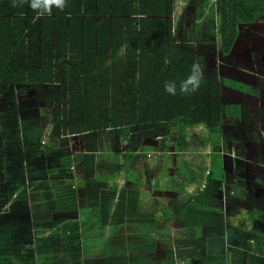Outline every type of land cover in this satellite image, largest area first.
<instances>
[{
	"label": "crops",
	"instance_id": "obj_1",
	"mask_svg": "<svg viewBox=\"0 0 264 264\" xmlns=\"http://www.w3.org/2000/svg\"><path fill=\"white\" fill-rule=\"evenodd\" d=\"M192 1L196 20H209L193 35L205 65L200 121L142 124L134 139L109 126L70 135L71 146L40 142L18 114L5 126L0 112V264H264V20L256 35L239 24L223 54L218 0ZM196 102L189 118H200ZM106 191L124 193L123 222L103 224ZM142 197L160 211L138 213Z\"/></svg>",
	"mask_w": 264,
	"mask_h": 264
},
{
	"label": "trees",
	"instance_id": "obj_2",
	"mask_svg": "<svg viewBox=\"0 0 264 264\" xmlns=\"http://www.w3.org/2000/svg\"><path fill=\"white\" fill-rule=\"evenodd\" d=\"M174 3L67 0L63 11L53 8L51 15L37 18L28 4L19 5L17 0L13 7L12 0H0V96L11 82L39 85L64 81L69 93L59 98L58 107L48 117L50 134L60 141H67L71 134L100 133L109 126L112 134L134 139L142 124L163 121L181 131L200 121L203 80L191 94L173 96L164 88L170 80L179 85L195 60L192 46L175 43ZM218 11L220 51L230 54L237 26L264 20V0H218ZM37 36L40 50L35 59L39 64L33 66L24 56H31L26 41ZM56 49L65 56L72 54L69 64L55 65L60 59L54 54ZM210 92L214 96L215 87H210ZM194 102L200 106V118L196 119L189 118ZM91 135L87 134L88 157L96 150ZM125 198L124 193H103V224L123 222Z\"/></svg>",
	"mask_w": 264,
	"mask_h": 264
},
{
	"label": "rangeland",
	"instance_id": "obj_3",
	"mask_svg": "<svg viewBox=\"0 0 264 264\" xmlns=\"http://www.w3.org/2000/svg\"><path fill=\"white\" fill-rule=\"evenodd\" d=\"M199 1V0H194ZM212 1V0H211ZM175 2V9H174V24H175V35L178 40L184 39H193L195 40L193 43L190 42H184L185 44H188L190 46H196L197 39L193 38V35L198 32V28H205L209 25V20L203 18H200L196 20L198 17V14L194 13V11H189L188 5H193L192 0H174ZM217 7V6H216ZM202 14V13H201ZM53 17H58L56 14L53 15ZM250 27V26H249ZM246 28L243 30L242 35L245 33H251L257 32L259 28L257 29V26L255 24L251 25L250 28ZM177 31V32H176ZM207 33H209V30H205ZM61 34V33H60ZM240 35V36H242ZM256 35V33H254ZM202 36V34L200 35ZM199 36V37H200ZM40 36H37L36 38L28 39L26 42V50L28 53V49H31V56H24V60L26 62L30 61L33 66L37 65L38 59H35V56H38L37 53H39L40 47L39 42ZM55 42L58 41V38L55 37ZM194 44V45H193ZM55 56L60 58L59 60L55 61V65H65L66 63L69 64L72 60L73 56L69 54V56H65V54L60 50L56 49L54 52ZM55 57V59H56ZM248 60H251V58L247 57ZM252 61V60H251ZM24 63V62H23ZM251 65V64H248ZM15 83H9L2 91V95L0 96V112H2V123L5 126H11L15 127V124L18 125L16 122V118H14V115L18 114L20 122H22L21 126L24 125H31L29 128V132H32V136L38 138L41 133H44L43 139L40 140V142L48 143L49 140V132L52 129V125L48 123V117L50 113L53 111V109H56L58 107L59 98L62 97L64 93H69V90L67 89V85H65L64 81L51 83V84H39V85H19ZM45 120V121H44ZM32 122V124L30 123ZM42 126V127H41ZM33 129H32V128ZM45 127V129H44ZM106 134V132H104ZM102 133H99L101 135ZM105 134H103L105 136ZM185 134V133H184ZM46 135V137H45ZM72 137L70 139L73 141H77L78 138L84 140L86 133L80 134L75 136L74 134H71ZM93 135H97L96 132H93ZM210 135H212L210 133ZM82 136V137H81ZM160 139V136H157ZM69 138V137H68ZM84 138V139H83ZM34 139V138H33ZM66 142V144H70L71 146L77 144L72 141ZM159 143L161 141H158ZM56 146H58L56 149L54 148V153L57 151V149L63 148L61 144L55 143ZM55 145H53L55 147ZM61 145V146H59ZM46 148V147H44ZM66 154L67 159L73 157L71 154V147L67 146L66 148ZM45 157L53 158L52 154L43 153ZM106 169H111V165H107L105 167ZM80 178V177H77ZM159 181H163V177L159 178ZM158 184L156 185V187ZM164 191L166 190V186L164 185ZM139 211L142 213L151 210L154 206L153 202H147L146 198L140 199V205H139ZM154 213L157 212V210L160 211L161 207L154 206Z\"/></svg>",
	"mask_w": 264,
	"mask_h": 264
},
{
	"label": "clouds",
	"instance_id": "obj_4",
	"mask_svg": "<svg viewBox=\"0 0 264 264\" xmlns=\"http://www.w3.org/2000/svg\"><path fill=\"white\" fill-rule=\"evenodd\" d=\"M12 3L13 7L17 6V0H12ZM23 4H28V6L37 13V18H39L40 16L51 15L53 8L63 11L67 7V0H19V5ZM175 43L179 45L183 44V42L178 41ZM204 67L205 65L202 63V58L195 57L187 77L181 80L179 85H177L174 80L166 81L164 85L165 91L173 96L178 93L181 95L195 93L201 86ZM50 136L51 134L49 132V137ZM117 199L118 197L116 200Z\"/></svg>",
	"mask_w": 264,
	"mask_h": 264
},
{
	"label": "built area",
	"instance_id": "obj_5",
	"mask_svg": "<svg viewBox=\"0 0 264 264\" xmlns=\"http://www.w3.org/2000/svg\"><path fill=\"white\" fill-rule=\"evenodd\" d=\"M213 1H215V0H213ZM174 5H175V3H174ZM171 18H172V20H173V27H172V33H173V35H175V24H174V14L171 16ZM116 201H118V199L116 200Z\"/></svg>",
	"mask_w": 264,
	"mask_h": 264
}]
</instances>
